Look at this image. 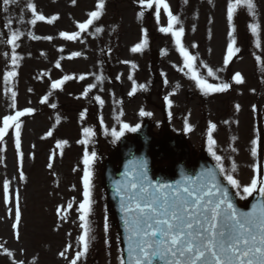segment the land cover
Instances as JSON below:
<instances>
[{"label": "rangeland", "instance_id": "374dc122", "mask_svg": "<svg viewBox=\"0 0 264 264\" xmlns=\"http://www.w3.org/2000/svg\"><path fill=\"white\" fill-rule=\"evenodd\" d=\"M27 2L28 0H20L19 6H12L8 14L9 18L15 21L13 29L18 28L23 35L19 41L20 47L16 50L21 57L18 61L19 67L15 69L17 76L7 85L3 75L6 71L12 70L11 46L6 43L9 35L8 30L4 28L6 14L0 11V39L5 41L0 43V126L5 115L14 114L15 111L27 107L35 110L32 114L21 117L19 153L15 149V128L9 129L4 141L0 142V147L3 148L0 152V245L13 253V256H8L4 248H0V264H13L14 261L17 264L21 261L23 264H70L75 258V252L78 250L77 237L82 234L76 209L83 199L82 161L86 150L89 155L92 151L96 152L92 165L95 204L90 217L95 240L91 241L88 253L81 257L77 264H120V245L115 231L111 230V219L102 206L101 186L98 180L101 156L109 152V140L95 139L91 136L88 145L78 143L84 139L83 128H91L87 111L85 118L83 120L80 118V113L92 105L89 97H84L82 93L88 85L97 84L89 96L103 97L106 117L111 111V102L103 91H108L109 95L111 91L115 93L121 87L125 91L131 90L133 81H137L136 88L146 85L150 80L149 73L147 76L142 74L148 67L145 63L146 56L143 52L132 53L130 49L145 38L144 29L148 25V20H153L158 31L159 27H166L167 14L161 9L158 24L155 7L146 11L139 5L138 0H105L104 14L96 23V26L102 27L104 31L95 36L84 33L80 40L65 41L59 33L78 31L76 24L87 19V12L95 10L98 0H76L75 5L72 4V0H31L36 4L38 12L46 17L58 16L52 24L38 21L35 26L27 23L31 19V13L26 9ZM166 2L173 13L181 18V25L185 29L182 43L190 54L196 57L195 63L199 66L200 74L207 78L209 83H219V80L207 77V68L210 67L231 85L227 92L222 93L224 95L221 99H216L218 93L204 95L189 75H185L187 69L183 68V58L174 50V39L168 33L158 37L163 43L153 45L155 49L162 51L161 60L165 62H161V68L167 77H172L171 86L174 89L167 85L166 91L174 96L177 104L186 103L194 114L200 113L202 120L209 118L210 124H213L212 115L228 116L226 122L228 133L222 131L220 124H215L216 128L212 129V138L216 141L213 148L222 157L231 156L230 160L224 161V166L230 168L235 162L237 170L233 175L242 185H246L258 171L261 138L262 148L264 145V0H254L257 4L255 21L247 14L246 9H238L237 15L234 16L233 25L239 30L240 36L234 33L237 39L236 46L242 44L243 47L227 67L223 64L229 42L227 34L230 30L226 18L227 0H188L187 4L184 0ZM111 4H115L113 10H110ZM140 11H145L143 18H138ZM149 12L152 14L151 18L148 16ZM21 15L24 18L23 23L18 20ZM252 22L261 25L258 37L260 47L256 46L257 37L251 34L248 27ZM93 30L90 28L89 32ZM29 32L41 39H33L28 35ZM44 36H51L52 40H45ZM193 44L196 47L193 48ZM61 48L64 49L62 52ZM75 51L81 52V56L68 59ZM5 52L9 53L8 57L4 55ZM256 56L261 57L260 61L256 60ZM57 60L61 63L59 69L55 67ZM133 63L136 65L135 68L132 67ZM111 68L115 69L112 76L114 79L108 74ZM182 68L183 71L180 70ZM221 68L224 71L217 72ZM176 69L178 73L174 72ZM102 70L106 77L103 80L104 85L95 79ZM237 72L243 77L242 84H235L231 79L232 73L235 75ZM41 73L47 75L41 76ZM82 74L86 78L80 81L79 76ZM64 75H71L74 78L65 82L62 89H51V81L61 79ZM129 75H132L133 80L128 79ZM117 76L120 77L119 80L116 79ZM235 86L237 90H234ZM11 91L17 93L15 109L10 106ZM49 92H52L49 101L41 104L40 100ZM149 100L155 101L157 106H153ZM67 101L83 102L81 104L83 106L80 110L74 108L72 113H69L63 108ZM53 103L56 104L55 109L50 107ZM139 104V109L129 118L131 124H139L142 117H148L139 114L143 109L142 104L152 106L153 120L161 125L163 100L160 96L156 95L155 98L143 96L141 100L137 98L133 108L136 109ZM74 106L71 105L72 108ZM145 109L149 112V107ZM57 116L60 117L58 124ZM215 116V120L221 119ZM187 121L192 119L189 118ZM210 124L199 123V128L206 130L204 133L191 131L190 140L193 142L191 143L194 150H208ZM48 131H52L53 135L47 136ZM253 139L257 140L256 157L251 155ZM60 141L67 143L58 147ZM100 142L102 151L99 150ZM50 163L51 168L48 167ZM21 172L24 179L20 178ZM5 180L9 181L10 188L7 203L3 193ZM17 193L21 196L23 211L19 240L16 239L14 233L16 230L12 227L13 195ZM73 198H75L73 209L62 212L61 216L66 218L61 219V216L57 215V208L61 206L66 208ZM2 218L8 219L9 228L8 224L6 228L4 227ZM105 218L109 224L107 233L104 231ZM66 247L67 258L61 257L60 252ZM79 250H82V246Z\"/></svg>", "mask_w": 264, "mask_h": 264}, {"label": "snow or ice", "instance_id": "6c2138e0", "mask_svg": "<svg viewBox=\"0 0 264 264\" xmlns=\"http://www.w3.org/2000/svg\"><path fill=\"white\" fill-rule=\"evenodd\" d=\"M188 0H184L187 4ZM139 5L144 9H153L155 7V18L159 24L161 9L167 14V26L159 27L161 33H170L174 39L176 50L183 58V68L187 69L185 75L195 82V85L201 90L204 95L211 93L227 92L231 85L229 82L221 79L219 75L213 72L212 68H207V77L219 80V83H209L208 79L198 72L199 66L195 63L196 57L191 55L188 48L182 43L185 29L181 25V18L175 15L170 9L169 3L166 0H138ZM20 0H0V11L5 15L4 28L8 30L9 35L6 38L7 45L11 46L10 61L12 70H8L3 75V80L7 85L12 78L17 76L16 68L19 67L18 61L21 57L17 54V49L20 47L19 41L23 33L17 28L13 29L14 19L9 18L10 8L19 6ZM72 4H76V0H72ZM26 9L31 13V19L28 24L35 26L38 21H43L52 24L58 19L57 15H52L50 18L38 12L35 3L28 0ZM238 9H246L247 14L252 17L253 21L257 16V4L254 0H227L226 18L229 26L226 54L223 57V64L227 67L233 57L240 52V48L236 47L237 39L234 36L236 28L233 25L234 16L237 15ZM105 11V0H98L95 5V10L87 12V19L76 24L78 31L67 32L61 31L60 37L65 41L80 40L82 34L99 35L104 31L102 27L96 26L100 21ZM145 11L138 13V18H143ZM19 22L23 23L24 18L21 15L18 18ZM177 25H181L176 27ZM251 34L257 37L256 46L260 47V28L261 25L257 22H252L248 25ZM94 29L89 32V29ZM175 29V30H174ZM33 39L39 40L41 37L34 36L31 32L28 33ZM148 32L144 30V39L142 42L133 46L130 51L132 53H141L148 45ZM45 40H52L51 36H44ZM0 39V43H4ZM192 47H196L195 44ZM64 49L61 48L62 52ZM6 57L9 53L5 52ZM81 52L75 51L71 53L68 59L80 57ZM261 57L256 56V60L260 61ZM122 63H129L122 61ZM56 68L61 67L60 60L56 61ZM132 67L136 65L133 63ZM207 67V65H204ZM183 68L180 69L183 71ZM224 71L223 68L217 72ZM47 73H41V76ZM163 75V74H162ZM71 75H64L61 79L52 80L50 88L53 90L62 89L65 82L72 80ZM85 75H80L79 80H85ZM96 81L102 83L104 77L97 75ZM120 79L119 76L116 78ZM129 80H133L132 75L128 76ZM236 84L244 82L243 77L239 72L235 73L231 78ZM168 83L167 80L164 81ZM97 84H90L84 88L82 95L89 97L90 102L94 100L99 105L104 104L100 95L90 97L89 94ZM144 88V85L140 86ZM31 91V90H30ZM101 91L103 89L101 88ZM137 88L135 81L129 95L135 94ZM52 92L44 95L40 100L41 104L49 101ZM15 91H11V108L16 107ZM166 103L171 105L168 96L164 97ZM55 109L56 104L50 105ZM239 110V105L236 106ZM35 110L31 107L23 110L15 111L14 114L5 115L2 118V126H0V142H3L9 133V129L15 128V149L20 152L21 139V117L27 114H32ZM87 109L80 113V118H85ZM140 116H151L152 113L140 110ZM123 115V113H121ZM119 119V118H117ZM57 124L60 122V117L56 118ZM103 126V118L100 120ZM187 128V122H186ZM140 127L137 124L135 127H130L129 124H121V130L111 129L110 135L116 140H119L125 131L136 132ZM216 128L215 124H210L208 135V151L213 157L215 164L210 167L201 169L194 175L181 173L179 179L174 181L153 180L149 174L148 164L145 160H140L133 157L128 161L122 179L115 181V193L119 197V206L122 213V219L127 234V253L128 259H121L120 264H264V165L260 166L257 174L253 175L250 183L242 185L241 182L234 177L233 173L237 170L235 162L230 168L224 166L225 160H230L231 156L218 155L213 146L216 141L212 138V129ZM105 134L108 129L105 128ZM84 139L78 141L82 145H88L90 137L93 135L89 127L83 128ZM53 132L48 131L47 136H52ZM67 141L58 142L59 147L66 144ZM251 155L257 156V140H252ZM3 148L0 147V152ZM235 151V149H233ZM96 157V152L92 151L91 155L86 150L83 153V199L78 204L76 211L78 212L79 227L82 229V234L77 237V248L75 258L70 261V264H77V261L84 257L89 251L91 241L95 240L93 235V222L90 217L94 211V196H93V171L92 165ZM52 167L51 163L48 165ZM255 167V166H254ZM20 178L24 179L23 172ZM235 190V191H233ZM9 181L3 183V193L5 202H9ZM255 194V203H252L251 209L244 211L237 206L235 198L247 200ZM72 202L67 204L66 208L58 207L57 215L61 216L62 212H67L73 209ZM66 217L61 216V219ZM22 213L19 205V194H16L15 204V220L12 225L15 231L16 239H20V224ZM109 224L105 218L104 231L107 233ZM107 243V240H106ZM82 246V250L79 248ZM71 247V246H69ZM0 248H4L0 245ZM4 252L8 256H13L11 251L4 248ZM68 247L60 252L61 257H66ZM17 264V262H13ZM23 264V262H18Z\"/></svg>", "mask_w": 264, "mask_h": 264}, {"label": "bare ground", "instance_id": "6f19581e", "mask_svg": "<svg viewBox=\"0 0 264 264\" xmlns=\"http://www.w3.org/2000/svg\"><path fill=\"white\" fill-rule=\"evenodd\" d=\"M3 221H5V220H3ZM6 226V225H5Z\"/></svg>", "mask_w": 264, "mask_h": 264}]
</instances>
